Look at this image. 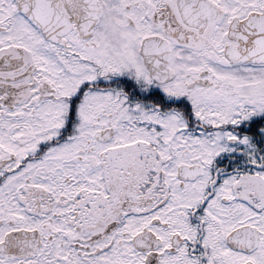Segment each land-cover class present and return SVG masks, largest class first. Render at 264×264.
<instances>
[{
    "label": "snow or ice",
    "instance_id": "1",
    "mask_svg": "<svg viewBox=\"0 0 264 264\" xmlns=\"http://www.w3.org/2000/svg\"><path fill=\"white\" fill-rule=\"evenodd\" d=\"M0 264H264V0H0Z\"/></svg>",
    "mask_w": 264,
    "mask_h": 264
}]
</instances>
